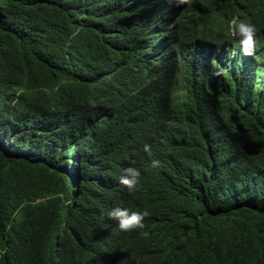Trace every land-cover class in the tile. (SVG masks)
Wrapping results in <instances>:
<instances>
[{
  "label": "trees",
  "instance_id": "16d2710c",
  "mask_svg": "<svg viewBox=\"0 0 264 264\" xmlns=\"http://www.w3.org/2000/svg\"><path fill=\"white\" fill-rule=\"evenodd\" d=\"M0 264H264V0H0Z\"/></svg>",
  "mask_w": 264,
  "mask_h": 264
},
{
  "label": "clouds",
  "instance_id": "9594fccd",
  "mask_svg": "<svg viewBox=\"0 0 264 264\" xmlns=\"http://www.w3.org/2000/svg\"><path fill=\"white\" fill-rule=\"evenodd\" d=\"M177 5L187 4L191 6L193 0H175ZM257 27L251 22L233 20L230 25L231 38L238 39L243 55H252L256 46ZM143 151L151 155V146L147 143L143 145ZM135 161H132L134 164ZM158 160L152 161L153 167H158ZM123 175L119 177V183L123 185L130 193L135 192L140 184V171L138 168L129 166L123 170ZM151 213L145 209L143 211H133L128 208H114L108 216L117 221L121 231L130 232L136 229L143 230L145 228L144 220ZM141 235L145 238L149 236L146 231H141Z\"/></svg>",
  "mask_w": 264,
  "mask_h": 264
}]
</instances>
